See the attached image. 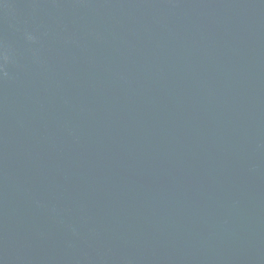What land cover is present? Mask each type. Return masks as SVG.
<instances>
[{
    "label": "water",
    "instance_id": "1",
    "mask_svg": "<svg viewBox=\"0 0 264 264\" xmlns=\"http://www.w3.org/2000/svg\"><path fill=\"white\" fill-rule=\"evenodd\" d=\"M0 264H264V0H0Z\"/></svg>",
    "mask_w": 264,
    "mask_h": 264
}]
</instances>
